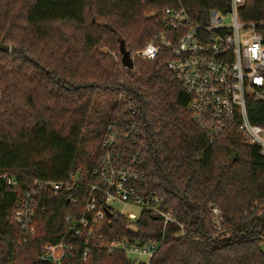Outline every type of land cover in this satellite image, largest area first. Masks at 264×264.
<instances>
[{"label":"trees","instance_id":"obj_1","mask_svg":"<svg viewBox=\"0 0 264 264\" xmlns=\"http://www.w3.org/2000/svg\"><path fill=\"white\" fill-rule=\"evenodd\" d=\"M181 4L194 20L224 13L229 0H0V264H50L41 246L60 241L65 219L77 220L75 200L41 191L35 234L19 240L16 205L35 181L64 182L78 175L95 183L107 128L128 108L145 146L139 168L186 236L142 213L135 232L107 215L102 235L163 243L149 264H264V158L233 126L210 143L192 120L190 97L167 69L171 52L161 45L165 9ZM241 22H264V0H245ZM160 46L153 61L134 58L146 44ZM121 45L133 59L123 67ZM252 124L264 127V104L248 107ZM16 179L6 186L2 176ZM223 216L213 229L210 209ZM63 264H133L122 253L93 247L83 260L85 238H71Z\"/></svg>","mask_w":264,"mask_h":264},{"label":"built area","instance_id":"obj_2","mask_svg":"<svg viewBox=\"0 0 264 264\" xmlns=\"http://www.w3.org/2000/svg\"><path fill=\"white\" fill-rule=\"evenodd\" d=\"M244 4L245 0H229L224 13L209 11L205 22H199L179 3L164 10V27L159 37L161 45L171 52L167 69L190 97L192 120L209 142L235 126L264 158V127L251 123L248 110L250 104H264V22H241L239 10ZM159 52L160 46L150 42L134 58L153 61ZM127 111L130 117L118 118L106 130L100 166L94 172L95 183L84 185L78 175L59 183L35 181L17 203L14 219L19 240L26 242L35 234L34 219L44 213L38 208L37 196L41 191L65 195L71 201L84 188L80 217L65 219V233L58 243L41 246L40 261L63 264L73 251L69 240L83 236L87 243L83 260L93 247H99L108 254L122 253L133 264H149L164 238L148 243L131 236L108 238L101 233L107 215L125 219L127 229L135 232L141 214L149 213L162 221L164 229L173 225L181 230L180 235L186 236L175 214L165 207V201L145 191L150 178L139 168L142 158L138 149L145 144L140 125L133 117L134 110ZM2 180L6 186L16 185V179L9 174L3 175ZM125 210L129 212L124 213ZM210 215L213 229L221 232V211L212 207ZM130 256L136 259L130 260ZM141 257L146 262L142 263Z\"/></svg>","mask_w":264,"mask_h":264},{"label":"water","instance_id":"obj_3","mask_svg":"<svg viewBox=\"0 0 264 264\" xmlns=\"http://www.w3.org/2000/svg\"><path fill=\"white\" fill-rule=\"evenodd\" d=\"M11 51V48L4 43H0V52L1 53H9ZM120 55H121V62L123 67L127 69H132L133 68V61L132 58L130 57L129 52L124 48L123 45L120 47Z\"/></svg>","mask_w":264,"mask_h":264},{"label":"rangeland","instance_id":"obj_4","mask_svg":"<svg viewBox=\"0 0 264 264\" xmlns=\"http://www.w3.org/2000/svg\"><path fill=\"white\" fill-rule=\"evenodd\" d=\"M117 209H118L119 211H121V207L118 206ZM128 212H129L128 210H127V211H126V210L124 211V213H128ZM129 258H130V260H134V259H136V258H133L132 256H130ZM139 260H140L142 263L146 262V259H145L144 257L139 258Z\"/></svg>","mask_w":264,"mask_h":264}]
</instances>
